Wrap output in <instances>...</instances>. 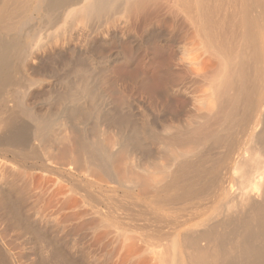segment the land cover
I'll return each mask as SVG.
<instances>
[{
  "label": "bare ground",
  "instance_id": "6f19581e",
  "mask_svg": "<svg viewBox=\"0 0 264 264\" xmlns=\"http://www.w3.org/2000/svg\"><path fill=\"white\" fill-rule=\"evenodd\" d=\"M153 1L0 0V217L52 205L32 181L40 171L69 185L96 228L112 226L131 264H264V0H161L158 30L131 35ZM117 21L137 53L166 46L146 105L111 100L92 56L51 52L76 26L101 34ZM72 212L58 213L71 223ZM38 228L51 249L32 264L82 263ZM12 250L0 239V264H21Z\"/></svg>",
  "mask_w": 264,
  "mask_h": 264
},
{
  "label": "rangeland",
  "instance_id": "374dc122",
  "mask_svg": "<svg viewBox=\"0 0 264 264\" xmlns=\"http://www.w3.org/2000/svg\"><path fill=\"white\" fill-rule=\"evenodd\" d=\"M160 1L161 0L153 1V3H155V2L160 3ZM162 5L163 4L160 3L157 6V4L155 3L154 7H151L148 4L145 8H142L139 12H136V15L132 16L131 17L132 20H130L131 25H129V26L131 27L130 28L131 35H135V36L139 37V36H141L140 34H142L144 27L148 26L150 23H151V25L155 26V24H156L155 20H154L155 15H156V17H158V15H159V18H160L162 16V12L164 14L165 6L163 7ZM118 22L119 21L115 22L112 25V27H110L109 29L101 27L100 28L101 30L98 29L99 31H102L101 34H100V32L97 31L98 32L97 33L95 31L96 35L94 32L89 31L88 29H86L85 27H82L79 24L81 31L76 26V27H74L75 29L73 28V30H74V31H72L73 34L71 33L72 35L71 34L69 35L70 36L69 40H71V41H69V45L70 44L71 45L68 47V49L65 46L59 45V47L56 46V49L54 48V50L51 52H53V54L56 53L58 56L62 55L63 57L64 56L67 57L69 55V52H72L75 55L76 54H79L81 56L84 55V57H85V55H88L89 57L92 56L91 57L92 61H94L93 67H97L96 69H100V71H101V73H99L100 77H98V79H99L98 82L100 81L99 84L101 83V85L105 88L104 92H106V95H108V94L110 95V96L109 95L108 96H109V98H111V100L114 99L115 101L118 102V101L124 99V100H127L128 102H131V103L136 102V103H140V104L143 103L144 105H146L148 103L150 97L151 96L153 97L154 93L156 92V91H153V90L157 89L155 87L156 84H157V87L161 88V86L164 83V82H162L163 78H162V80H161V78H159V77L163 76L162 75L163 73L160 70L163 66L160 65L161 62L158 61L159 62L158 63L156 60L160 59V61H162V62L165 61L166 56L164 57V55H165L164 51L166 49V46L164 44H163L164 45L163 47L158 46V44L155 42V44H153L151 46L153 48V49L152 48L151 49L155 52H151L152 50L149 48V49H147L148 51H146L145 49H142V50L139 49V51L137 53L134 50V48L130 42V37L129 36H121L122 34L120 33V29L118 27L119 26ZM152 23H154V24H152ZM153 28H156V26ZM76 30H78V31H76ZM87 30H88V33H87ZM156 30H158V29L156 28ZM89 33H91V35H93L92 33H94V36L91 38L90 37L91 35ZM84 34H85V36H84ZM95 37H96V39H94ZM90 38H91V40H90ZM156 45H157V47H155ZM156 51H157V53L161 51V53L156 54V56L159 55L158 57H155ZM146 53L148 54V56L150 54V57L152 56L151 58H153V57H154V59L157 58V59H155V61L157 63L154 62V60L152 59L153 63L151 65L150 64L151 62H149L147 57H146ZM162 53H164V54H162ZM50 54H52V53H48L45 56H47V55L50 56ZM160 54H162V55H160ZM160 56L164 57L163 58L164 60L161 59ZM102 60H105V61L107 60L108 62L106 61V63H104L105 65L101 63L103 65L102 66L100 64V62H102ZM51 61L55 62L54 60H52L50 58H49V61H48V59H45L43 68L49 66L51 64ZM95 63L98 66H96ZM156 64L161 66V67H159V72H158V70L155 71L157 66H155V69H154L155 72L151 71V70H153L152 68H154L153 66ZM176 67H178V66H176ZM176 67H175V69H179V72L175 73L176 76H179L180 74L182 75V73H181L182 68H180V67L176 68ZM45 69H48V67ZM157 69H158V67H157ZM177 71L178 70H176L175 72H177ZM138 76L141 79L140 85H138L137 83H134L135 78ZM157 78H159V79H157ZM158 84L159 85L162 84V85L159 86ZM151 87L154 89H152ZM134 97H135V99H134ZM137 101H140V102H137ZM152 104L154 106L157 105V104H155V102L154 103L152 102ZM156 108H158V106H156ZM32 173H31L33 175L32 181L36 182L38 186L40 184L41 189H43L46 192V195L49 194L48 195L49 197L47 196L45 198H46V200H50L52 202V205H51L52 207L50 206L49 208H47L45 210H43V209L41 210V208L39 207L40 209L37 208V211H39L37 213V211L35 209H31V208L29 209L28 206H26L27 203L25 202L26 205L22 206L23 207L22 211L18 212L20 214L23 213L24 216L18 215V218L19 217L20 218L16 219L17 217L15 218V216H17V215H13L9 218L10 219L9 220L7 218V216H4L1 213L2 215L0 217L1 218L0 219V236H1L0 239L5 241L6 243H9L12 245V249H13L12 251L16 255H19L18 257L20 259L19 261L21 264L22 263L23 264L24 263L29 264L31 262L33 263L34 261L38 262V260L40 258H42V256H41V255H43L42 253H44V255L47 254L46 250L49 248L50 242L48 243V241H47L46 242L47 244L46 243L44 244L43 242L40 241V243H39L38 235H36V234L34 235L33 234L34 232L32 231V227L37 228V226L39 227L38 229L41 232L44 230L43 232L46 234V236L47 235L51 236L53 239H58L56 236H58V237L60 236L58 240L60 241L62 239L61 241H62V245H63L65 251H67V253L69 255L71 254L70 255L71 258H73L77 261H79L78 259H79V257H81L80 258L82 260L81 264H131L133 262L132 259L135 258V256H134V254L131 255L130 253L131 252L135 253V252H133L134 250L131 251L130 247L128 246L129 248L128 249L126 248V249L129 252L130 251L131 252L129 253L127 251L128 254H130V255H126L125 253H127V252L124 249V244H122V243L119 244V242L117 243V242L112 241L115 238V235L113 233L115 231H114V229H111L112 226L105 225V226H97V228H96L94 223H93L94 218L89 216V214L86 213V210L83 209V207L85 205L82 206L83 203L81 202L80 198H78V196H76L75 194H74L75 195V197H74L73 193L70 194L71 192L67 189V186H69V185L66 184V182L62 181V179L59 176H57L56 174L54 175V174L40 172V171H34ZM64 186H66V189H64L65 188ZM58 188H61V189H58ZM52 189H57L58 191L57 190L53 191ZM64 190H66V191H64ZM47 191H49L50 193L49 192L47 193ZM54 192H55V194H53ZM56 192L59 195H56L57 194ZM121 193L119 192L118 195H120ZM122 194H121V197L124 196ZM16 195H18V194H16ZM53 195H54V197H52ZM50 196H51V198H53L52 200L50 199ZM60 196L62 199L60 198ZM124 197H122V199L120 198V200L122 201L123 198L125 200L133 199L132 195L128 196L129 198L126 196H124ZM64 198L65 199L67 198V199L65 200ZM27 199L29 200L28 197H27ZM58 199H59V201H58ZM61 200H63V202H61ZM53 202H57L56 205L55 204L53 205ZM127 202L129 204H132L131 202H133V200H131V201L127 200ZM62 203H63V207H62ZM64 204H65V207H64ZM128 206H130V205H128ZM24 207H25V209L27 208V210H25ZM51 208H52V210H51ZM23 210H24V212H23ZM29 210H30V212H29ZM72 210H74L73 211L74 215H77L79 217L74 218L71 221V223H69V221L67 222L63 219L62 213H58L61 211L65 215V214L71 213ZM40 212H41V214H40ZM18 213H16V214H18ZM2 216H4L5 219ZM88 218H90V219L88 220ZM12 219H16V220L12 221ZM21 219L24 220L25 223H24V221L22 222ZM4 220H6V221H4ZM18 220L21 223H23V225L25 227L27 225L28 226L26 228L24 226L20 227L21 224L19 223ZM29 220H30V222H28ZM81 220H82V222H81ZM84 220H85V222H84ZM92 220H93V222H92ZM17 221L20 225L16 223ZM61 221H63V222H61ZM13 222L16 223V225ZM11 223L14 224L15 226L9 225ZM68 223L72 224V226H76V224L78 223V225H80L81 229L80 228H79L80 230L74 229V232L68 230L69 232L67 233L66 232L67 229L65 230V228L68 226H69V228L71 227V225H68ZM82 224H84V225H82ZM81 225H82V227H81ZM30 226H32V227H30ZM28 227H30V228H28ZM24 229H28L27 230L28 232L26 230H25L26 231L25 232ZM41 229H43V230H41ZM94 231L97 234L98 233L99 234L97 235ZM65 233H66V235H65ZM95 235L98 237H94ZM99 235H100V237H99ZM61 236L62 237L64 236V237L62 238ZM112 237H113V239H112ZM40 238L42 239L41 236H40ZM96 238H100V239H98V241H97ZM114 243H116L115 244L116 246L114 245ZM112 245H114V246H112ZM66 247H67V249H66ZM37 248H38V250H37ZM50 249H51V246H50ZM122 249H123V251H121ZM132 249H133V247H132ZM48 252H49V250H48ZM122 252H123V254H125L128 257H126L125 255L122 256ZM80 253H81V255H80ZM78 254H79V256H78ZM120 257H121V259H120ZM147 258L149 259L150 256ZM119 259L120 260L124 259V260L120 261ZM148 262L149 263L151 262L150 264H152V262H153V264L155 263V261H151V259H149ZM145 264H147V263H145Z\"/></svg>",
  "mask_w": 264,
  "mask_h": 264
}]
</instances>
